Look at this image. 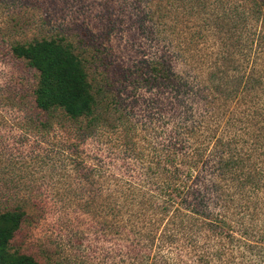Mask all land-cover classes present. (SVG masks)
Here are the masks:
<instances>
[{
	"label": "rangeland",
	"instance_id": "374dc122",
	"mask_svg": "<svg viewBox=\"0 0 264 264\" xmlns=\"http://www.w3.org/2000/svg\"><path fill=\"white\" fill-rule=\"evenodd\" d=\"M202 1L209 5L215 2ZM234 2L242 4L245 0ZM171 3L172 0H0V209L22 203L29 212L28 221L12 242L15 249L34 255L44 264H137L132 259L127 235L116 234L111 227L101 225L110 219L105 205L101 206L110 194L106 185L126 180L130 158L125 159L124 153L114 157L115 135L111 139L105 135L91 137L83 144L72 138L73 132L47 131L34 125L32 111L22 100L31 103L38 72L13 55L12 44L41 39L57 29L77 39L83 36L104 39L101 49L108 54L110 73L115 78L120 72H132L168 52L175 56V71L202 87L208 84L216 48L200 42L194 52L196 58L185 59L184 46L207 13L192 16L177 13L170 11ZM252 27L255 29V24ZM248 36L254 38L253 43L242 55L236 48V58L244 56L247 60V85L227 102L218 99L205 109L198 107L207 112L203 116L211 128L208 136L221 134L230 124L228 120L241 116L243 122L247 118L249 128L255 129V95L262 92L259 91L262 88L255 91V71L264 78V46L256 49L255 35ZM232 41L233 37L225 36L223 43L233 50ZM180 52L182 55L178 57ZM114 89L121 92L125 103L135 101V93L128 97L132 90L128 79L116 82ZM151 92L160 98L164 95L140 88L137 92L140 101L130 110L138 123L135 150L145 163L153 156L158 138H169L170 133L166 132L176 130L171 122L166 124L169 125L166 132L161 127L155 128L160 125L157 120L151 127L144 124L143 99ZM158 128L160 132L155 133ZM205 130L198 131L197 136L202 138L190 142L191 148L201 146ZM69 142L73 147H63L64 150L61 145L68 146ZM84 157L88 164L98 162L105 166L99 178L104 184L103 195L95 200L88 199L92 190L83 187V174L77 169L80 160L83 161L79 167L85 168ZM225 193L227 205L213 206L206 213L226 219V224L212 225V217L202 215L207 221L199 224L197 232L178 227L175 239H160L156 243L162 246L154 247L156 253L161 249V258L148 264H264V190L255 194L238 191L231 185L225 188ZM228 193L235 194L238 203H233ZM158 232H162V227Z\"/></svg>",
	"mask_w": 264,
	"mask_h": 264
},
{
	"label": "trees",
	"instance_id": "16d2710c",
	"mask_svg": "<svg viewBox=\"0 0 264 264\" xmlns=\"http://www.w3.org/2000/svg\"><path fill=\"white\" fill-rule=\"evenodd\" d=\"M214 1L209 5L202 0H172L170 7V11L188 13V16L207 13L199 20V28L191 32L187 46H184L185 59L196 58L194 52L200 42L206 43L208 48L210 44L216 48L208 84L202 87L193 84L189 76L175 71V56L168 52L132 72H120L115 78L110 73L108 54L101 49L104 39L91 40L88 36L77 39L61 29L41 39L17 42L11 46L15 57L24 59L38 72L31 103L22 100L32 111L34 125L47 131L73 132L72 138L83 144L91 137L105 135L111 139L115 135L114 157L124 153L125 159L130 158L126 165V180L106 185L110 194L102 200L101 206L105 205V213L110 219L101 225L111 227L116 234L127 235L134 255L132 259L137 264H148L161 258V249L154 252L155 246L162 247L156 243L160 239H175L179 235L176 232L178 227L185 228L187 232H197L199 224L207 221L202 215L207 218L210 214L206 212L211 207L227 205L224 202L226 187L233 185L238 191H254L255 194L264 190L262 75L255 71V91L262 88L259 89L262 92L255 95L254 130L245 123L247 118L243 116L246 118L243 122L241 116L228 120L231 122L221 134L208 136L211 128L203 116L207 112L203 113L198 108L205 109L208 103L218 99L227 102L240 93L244 84L247 85V60L244 56L236 58V48L242 55V51L253 43L254 38L248 36L252 33L256 49L264 46V0H245L242 4L234 0ZM225 36L234 38L233 50L227 47L226 42L223 43ZM180 55L181 52L178 57ZM125 79L132 85L128 97L135 93V101L131 103H125L121 92L114 89L116 82L124 83ZM140 88L164 94L160 98L151 92L143 99L144 124L151 127L155 120L160 122L155 128L161 129L155 133L160 130L166 132L169 127L166 124L170 122L176 127L175 131L166 132L170 133L169 138H158L153 156L147 163L136 153L138 123L134 114L130 115V110L140 101L137 97ZM200 99L202 101L198 104ZM240 120L242 123H238ZM206 128L204 142L197 148H191L190 142L202 138L197 136L198 131ZM72 144L69 142L68 146L62 144L61 147H73ZM82 161L76 165L83 174V187L92 190L88 199H98L103 195L104 184L99 178L105 166L98 162L88 164L84 157L86 164L82 168L79 167ZM228 196L233 203H238L234 199L235 194L228 193ZM28 218L26 204L0 209V264H44L34 255L13 247L16 234ZM212 218V225L215 222L226 224L224 218Z\"/></svg>",
	"mask_w": 264,
	"mask_h": 264
}]
</instances>
